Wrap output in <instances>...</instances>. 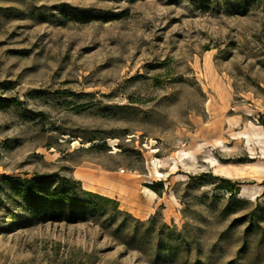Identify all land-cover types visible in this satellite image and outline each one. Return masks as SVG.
<instances>
[{
  "label": "rangeland",
  "instance_id": "374dc122",
  "mask_svg": "<svg viewBox=\"0 0 264 264\" xmlns=\"http://www.w3.org/2000/svg\"><path fill=\"white\" fill-rule=\"evenodd\" d=\"M0 264H264V0H0Z\"/></svg>",
  "mask_w": 264,
  "mask_h": 264
},
{
  "label": "trees",
  "instance_id": "16d2710c",
  "mask_svg": "<svg viewBox=\"0 0 264 264\" xmlns=\"http://www.w3.org/2000/svg\"><path fill=\"white\" fill-rule=\"evenodd\" d=\"M66 17L70 18L71 20H74L76 22H87L89 20V17H85L82 14H80L78 12L77 9L75 8H70L69 14L66 15ZM53 180V176H44V175H34V179L30 180V179H20V178H10V181L13 183H19L21 184L20 186V190L16 191L17 189H13L15 194H17L18 196H21L22 198L26 199V200H35L37 199L39 196H42L45 192L44 187H46L47 183L52 182ZM65 181V180H63ZM229 193H234V187L232 185H229V187L226 189ZM85 195L95 198L96 200L100 201V202H109V203H113L115 201H112L110 199H107L106 197H102L100 195H96V194H92L89 192H85ZM49 196L48 198L51 200H55L57 202H61V203H66L70 206H76L79 205L81 207L86 208L87 210L92 208V202H78L76 201V199H71L69 197H67L64 193L60 192L57 194H49L47 195ZM77 222H80V220H78Z\"/></svg>",
  "mask_w": 264,
  "mask_h": 264
},
{
  "label": "crops",
  "instance_id": "0c3cea01",
  "mask_svg": "<svg viewBox=\"0 0 264 264\" xmlns=\"http://www.w3.org/2000/svg\"><path fill=\"white\" fill-rule=\"evenodd\" d=\"M85 176H86V177H90L91 175H89L88 173H85Z\"/></svg>",
  "mask_w": 264,
  "mask_h": 264
}]
</instances>
